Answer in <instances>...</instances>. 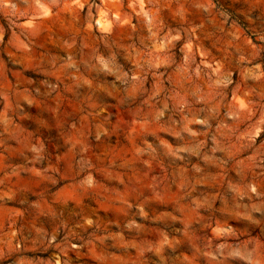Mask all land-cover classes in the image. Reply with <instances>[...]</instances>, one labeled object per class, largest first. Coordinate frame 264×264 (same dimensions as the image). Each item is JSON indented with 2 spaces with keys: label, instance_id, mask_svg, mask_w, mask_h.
<instances>
[{
  "label": "clouds",
  "instance_id": "1",
  "mask_svg": "<svg viewBox=\"0 0 264 264\" xmlns=\"http://www.w3.org/2000/svg\"><path fill=\"white\" fill-rule=\"evenodd\" d=\"M0 264H264V0H0Z\"/></svg>",
  "mask_w": 264,
  "mask_h": 264
}]
</instances>
